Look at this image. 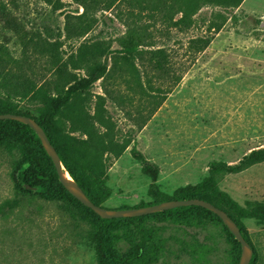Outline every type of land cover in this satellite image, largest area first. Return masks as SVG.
<instances>
[{
    "label": "rangeland",
    "instance_id": "374dc122",
    "mask_svg": "<svg viewBox=\"0 0 264 264\" xmlns=\"http://www.w3.org/2000/svg\"><path fill=\"white\" fill-rule=\"evenodd\" d=\"M213 9L204 8L199 21ZM82 11L79 3L53 10L41 0H0V45L10 56L0 70L25 73L52 92L106 63L105 76L81 92L53 126L101 165L103 206L132 208L154 201L153 180L134 155V145L159 165L158 184L169 194L201 181L211 161L237 162L264 146V0H245L226 10L229 19L202 51L191 38L203 33L206 23L182 30L158 24L163 30L149 38L154 46L148 49L163 52H142L136 59L118 52L84 56L80 48L93 43V35L64 30ZM104 15L107 21L98 31L112 41L122 26L110 23V12ZM118 47L115 42L113 48ZM20 162L18 154L0 148V264H96L94 219L71 202L43 198L42 185L25 191L14 178ZM20 182L26 187L23 178ZM219 186L242 205L264 201V162L223 176ZM242 221L254 248L250 264H264V221ZM111 246L119 253L145 247L135 264L239 263L233 237L209 214L173 211L138 218L112 231Z\"/></svg>",
    "mask_w": 264,
    "mask_h": 264
},
{
    "label": "trees",
    "instance_id": "16d2710c",
    "mask_svg": "<svg viewBox=\"0 0 264 264\" xmlns=\"http://www.w3.org/2000/svg\"><path fill=\"white\" fill-rule=\"evenodd\" d=\"M48 3L53 10L59 9L64 3H79L83 11L76 15L75 22L67 20L64 30L67 34L92 36L96 39L93 43H84L80 48L84 56H104L111 53H126L130 58L136 59L142 52H163L162 48L148 49L154 46L149 38L159 30L158 24L168 28L189 29L206 23L203 33L191 38V45L199 50H205L214 39V34L219 32L229 16L226 10L238 8L245 0H41ZM206 7H213L209 17H198ZM106 12H110V23L118 21L122 29L112 37V41L101 38L102 30L98 31L101 23H106ZM207 16V15H206ZM98 31V33H97ZM95 34V35H94ZM87 40V38H86ZM117 43L118 48H113ZM10 61L9 53H5L0 45V64ZM77 62L78 59H73ZM108 67L106 63L94 66L86 76H81L73 83L56 87L52 92L47 91L42 85L25 73L11 70H0V113H19L34 117L45 129L51 142L57 148L65 169L78 181L87 195L98 205H102V197L98 186H104V173L99 163L93 162L85 153L77 150L74 137L64 138L62 134L53 129L59 117L66 109L72 108L77 97L83 91H88L95 82L105 76ZM39 114V115H34ZM91 136V135H90ZM106 142V141H105ZM115 142L109 144L114 146ZM121 150L115 151L118 155ZM0 148L9 153L20 156L21 167L15 171L14 178L17 184L25 191L28 186L42 185L40 195L48 200H62L71 202L81 208L83 215L94 219L98 226L92 238L94 240L98 259L96 264H135L144 253L145 247L138 246L129 253H119L111 246V233L115 229L125 226L128 222L138 218L152 215H168L173 211L183 215L196 216L209 214L223 223L226 230L233 237L235 245L239 248V262L241 257V243L224 224L218 214L199 205L179 206L156 213L135 217L102 218L92 208L78 200L59 179L52 158L44 148L36 131L28 124L13 120H0ZM134 155L143 161V168L153 183L151 196L154 201L149 205L172 199L201 198L211 201L225 209L239 224L244 236L252 244L247 228L242 221L244 218H256L264 221V201H247L242 205L230 193L221 189L220 179L231 173L242 172L251 166L264 162V146L254 148L244 154L237 162L213 160L209 164V173L197 183H189L175 190L173 194L164 191L158 184L160 167L151 162L146 156L133 147ZM48 162V164L45 162ZM46 163V165H45ZM27 164L25 171L22 166ZM34 172V173H33ZM20 178L26 181L22 186ZM144 206V205H143ZM128 208V207H124ZM239 264V263H238Z\"/></svg>",
    "mask_w": 264,
    "mask_h": 264
},
{
    "label": "water",
    "instance_id": "95a60500",
    "mask_svg": "<svg viewBox=\"0 0 264 264\" xmlns=\"http://www.w3.org/2000/svg\"><path fill=\"white\" fill-rule=\"evenodd\" d=\"M2 119H13L30 125L36 131L42 141L44 148L52 158L62 184L78 200H80L87 207L92 208L102 218L135 217L156 213L167 209H173L179 206L199 205L218 214L223 220L224 224L235 235L238 241H240L242 251L239 264H250L252 261L254 256V248L244 236L239 224L225 209L215 205L211 201L201 198L172 199L148 206L117 209L98 205L87 195L78 181L69 173V171L65 169L57 148L51 142L43 126L34 117L19 113H0V120Z\"/></svg>",
    "mask_w": 264,
    "mask_h": 264
}]
</instances>
